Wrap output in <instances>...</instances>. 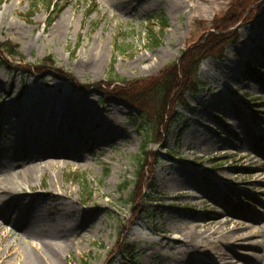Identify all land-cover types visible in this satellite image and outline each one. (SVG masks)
I'll list each match as a JSON object with an SVG mask.
<instances>
[{"label": "rangeland", "instance_id": "rangeland-1", "mask_svg": "<svg viewBox=\"0 0 264 264\" xmlns=\"http://www.w3.org/2000/svg\"><path fill=\"white\" fill-rule=\"evenodd\" d=\"M10 1L0 0V15ZM51 1H18L0 26V44L19 47L13 65L32 69L13 73L0 66V176L9 123L32 119L49 143L65 137L53 124L64 110L45 96L90 99L97 113L87 121L99 123L90 126L92 136L83 144L71 142L82 156L62 155L70 162L54 171L60 182L49 172L27 190L29 204L47 200L40 203L48 204L46 225H57L60 206L49 200L54 193H71L67 219L83 217L69 233L72 249L58 264H185L178 239L218 230L229 235L233 262L264 264V69L247 74L248 66L264 64V0H54L53 6ZM236 11L238 20L228 30L235 38L224 43L220 59L210 54L203 60L197 79L205 88L184 93L181 106L171 110L180 120H172L165 135L157 133L152 110L137 114L127 97L108 95L156 80L186 51L215 41L221 19ZM66 15L71 19L66 35H52ZM48 57L62 74L34 69ZM147 107L155 105L149 101ZM102 132L113 136L99 139ZM78 177L85 179L86 191ZM172 181L182 189L170 190ZM29 204L12 203V214L0 209V264H27L24 247L41 249L25 229ZM15 216H24L22 224ZM164 235L168 244L160 241Z\"/></svg>", "mask_w": 264, "mask_h": 264}, {"label": "bare ground", "instance_id": "bare-ground-1", "mask_svg": "<svg viewBox=\"0 0 264 264\" xmlns=\"http://www.w3.org/2000/svg\"><path fill=\"white\" fill-rule=\"evenodd\" d=\"M22 2V0H18ZM17 0H11L8 4L6 10H3L0 15V26H2L9 14L7 11L15 12L17 10L16 4ZM66 15L60 22L51 29L52 35H66L69 29V22L71 19ZM20 31L25 34V29L19 27ZM45 97L48 99H55L61 103V109L64 112L58 114V118L53 123L55 126H61L60 129L64 130V138L59 137L50 138L51 142L45 143L47 136L43 132H36L38 128L34 126L32 119L24 120L22 122L16 121L14 126L11 123H7L6 128L9 132L10 137L6 141V148L4 151V159H6V164L4 163V170L0 176V209L5 212L13 213V205L22 206V203H30L29 198H27V190L36 184H41L43 181L44 174L52 172L53 182L59 181V174L55 173L56 169H63L70 160L68 157L62 155H70V158L81 157L79 150L75 147L73 148L72 141L78 140L81 144L85 140L89 139L92 134L89 131L92 124H98L99 120H95L91 124L87 121L94 118L97 113L90 105V99L86 97H62L55 96L54 94H47ZM59 99H58V98ZM60 106V105H59ZM34 114V113H33ZM36 116V114H34ZM56 115L54 116V118ZM53 118V119H54ZM4 124V122H2ZM36 125V124H35ZM88 125V127H87ZM1 126V123H0ZM86 126V127H85ZM43 129V128H41ZM81 130L84 135L80 133L76 134V131ZM107 130V129H106ZM102 132L99 139L105 137L108 134ZM15 135L12 139V135ZM113 134H109L108 137H112ZM54 139V140H53ZM96 146H99V142ZM8 159H7V158ZM50 158L48 160L43 158ZM17 158V159H16ZM58 158V159H56ZM3 167V165H1ZM60 182V181H59ZM167 184V182H166ZM170 190L178 192L182 188L178 187L176 181H172L168 184ZM53 191H55L53 189ZM54 193V192H53ZM68 195V196H66ZM54 193L50 196L49 200L54 203L59 204L57 212V225H46L43 219V212L48 210L47 200H41L33 202L35 204H29V208L26 215H30V223L26 224L27 230L33 232V237L38 240L41 244V249L36 246L31 245L34 249L28 250L24 247L23 253L25 254V261L27 264H58L67 251L72 249V244L69 241V233L73 229L77 228L82 222L83 217L76 216L71 219H67V216L73 210L74 200L70 199L71 193ZM32 200V198H30ZM34 201V200H32ZM13 203V205H12ZM14 209V208H13ZM24 217V216H23ZM14 217L15 221L17 219L18 223L24 218ZM221 216L218 219H222ZM229 221H226V223ZM22 224V223H21ZM197 226H195L196 228ZM178 233L184 232L180 227L175 228ZM259 234V231L257 234ZM232 236V237H231ZM229 235L221 230L214 233L202 232L200 234L193 235L191 239H187L185 235L178 239L176 243H179L183 247L182 255L185 257V264H208L206 262H212L213 264H250L243 259H237L235 262L232 261V254L234 251L231 249L232 243L227 241ZM232 241L236 243L238 237L230 233ZM168 236L164 235L160 241L168 244L164 240H168ZM164 239V240H163ZM187 239V240H186ZM28 246V245H26ZM231 246V247H230ZM11 243L4 248L9 249ZM21 250L17 249V253ZM20 254V253H19Z\"/></svg>", "mask_w": 264, "mask_h": 264}, {"label": "trees", "instance_id": "trees-1", "mask_svg": "<svg viewBox=\"0 0 264 264\" xmlns=\"http://www.w3.org/2000/svg\"><path fill=\"white\" fill-rule=\"evenodd\" d=\"M52 2V1H51ZM55 4L54 0L52 2V6ZM56 5V4H55ZM240 17L244 19L245 17L241 14ZM251 20L252 16L246 17ZM238 20V12L236 11L235 14L230 17H224L221 19L223 25L221 27H217L218 31H221L222 34H218L215 41H208V43H204L201 47H197V49L193 48L191 50L186 51L183 54V57L179 60L178 64H174L164 70L156 80H150L146 82L144 79V85L140 86H131L129 87L127 94H122L119 92H108V95H112L118 98L127 97L128 101L133 103L137 106V113L147 114V110H152L155 114L156 123L159 125L160 132L165 135L168 133L169 128L174 120H179V118L174 119V112L171 111L172 108L180 105V101H183V95L186 91H199L201 89V83L197 79L199 75V70L202 61L210 54L217 55L218 58H221L224 53V43L230 41L233 37V33H228L230 27L236 24ZM234 34H236L234 32ZM211 38V37H210ZM212 39V38H211ZM159 39L154 38L153 44H158ZM18 46L11 45L9 43H2L0 44V66L7 68L9 71L15 72H28L32 69L28 68H21L22 65L14 66V59L17 56H20ZM13 59V61H11ZM51 57L46 58L39 67H35L34 69L40 70L42 72L44 70H54L58 73L62 74V71L56 69V67L52 64L50 60ZM13 62V63H12ZM18 64V61H16ZM32 67V66H31ZM250 71V70H249ZM45 72V71H44ZM260 73V69H251L249 72L250 75L255 74L258 75ZM65 74V73H63ZM67 78H69L74 84L76 80L71 75L65 74ZM114 79V78H111ZM123 80V79H122ZM111 81V80H110ZM124 81V80H123ZM152 81V82H151ZM151 82V83H150ZM121 84H124V82ZM97 87V86H96ZM98 88V87H97ZM203 88V87H202ZM99 89V88H98ZM149 94V95H148ZM146 95L150 96L149 101L151 104L155 105L154 109H149L147 107L148 98ZM174 105V106H173ZM139 120V119H138ZM173 120V121H172ZM169 125V126H167ZM169 127V128H168ZM168 128V130H167ZM150 144L147 141V145ZM146 156H149V153H146ZM144 171V169L142 170ZM79 176V175H78ZM143 176V173H139L140 180ZM83 184V187L86 191L88 188L85 179L78 177ZM135 250H130V253L133 254Z\"/></svg>", "mask_w": 264, "mask_h": 264}]
</instances>
